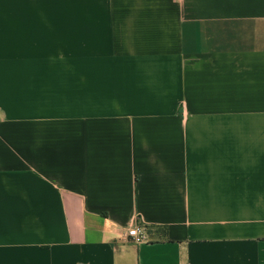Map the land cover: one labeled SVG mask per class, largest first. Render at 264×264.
<instances>
[{"label":"crops","instance_id":"crops-1","mask_svg":"<svg viewBox=\"0 0 264 264\" xmlns=\"http://www.w3.org/2000/svg\"><path fill=\"white\" fill-rule=\"evenodd\" d=\"M0 264H264V0H0Z\"/></svg>","mask_w":264,"mask_h":264},{"label":"built area","instance_id":"built-area-1","mask_svg":"<svg viewBox=\"0 0 264 264\" xmlns=\"http://www.w3.org/2000/svg\"><path fill=\"white\" fill-rule=\"evenodd\" d=\"M127 237L130 238L132 242L136 244L147 242V235L141 228H131L127 233Z\"/></svg>","mask_w":264,"mask_h":264}]
</instances>
